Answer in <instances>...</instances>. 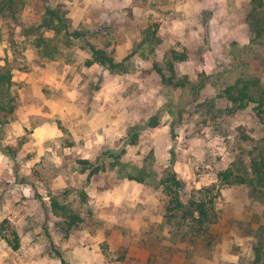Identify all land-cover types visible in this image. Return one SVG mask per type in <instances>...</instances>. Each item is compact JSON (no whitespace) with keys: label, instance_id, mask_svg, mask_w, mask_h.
I'll return each mask as SVG.
<instances>
[{"label":"rangeland","instance_id":"obj_1","mask_svg":"<svg viewBox=\"0 0 264 264\" xmlns=\"http://www.w3.org/2000/svg\"><path fill=\"white\" fill-rule=\"evenodd\" d=\"M250 1L28 0L17 21L0 20V67H13L17 98L0 129V264H141L143 248L147 264H264V188L237 182L252 179L253 161L264 157V114L254 103L233 112L221 94L239 74L264 86ZM91 45L127 71L88 66ZM174 52L185 60L173 62ZM170 62L191 90L165 83L156 68L169 77ZM154 116L159 125L150 127ZM110 151L159 177L172 165L183 200L197 191L216 217L204 230L188 229L180 214L170 219L165 192L120 179ZM100 158L106 170L89 180L79 161ZM54 198L83 220L69 236Z\"/></svg>","mask_w":264,"mask_h":264},{"label":"trees","instance_id":"obj_2","mask_svg":"<svg viewBox=\"0 0 264 264\" xmlns=\"http://www.w3.org/2000/svg\"><path fill=\"white\" fill-rule=\"evenodd\" d=\"M47 2V0H43ZM28 0H0V20L11 19L13 21L18 20V16L24 10ZM250 11L246 16V23L249 25L252 34L254 35L252 42L257 45H264V0H251ZM47 15L52 19V22L58 20L61 26L64 25V19L61 15L60 9H47ZM45 24L48 22L47 18L44 20ZM158 32L156 26L149 31V40L153 44L155 35ZM83 34L79 31L74 33L76 38H80ZM147 42H145L146 44ZM90 52L92 58L87 61L88 66L94 64H100L112 71V73H123L127 71L126 66L123 63H116L115 59L108 56L107 53L96 48L94 45L90 46ZM173 62L184 61V56L179 53H172ZM169 63V71L171 75L166 77L162 69L156 68L163 77L165 83L174 88H181L191 90L192 83L188 77L180 79L176 78L174 63ZM246 74V73H245ZM239 74L232 76L229 83H225L224 88L221 91L222 97L226 98L233 105V112L244 110L251 103L256 104V110L258 115L264 114V86L261 80L257 77L247 76V74ZM245 75V76H244ZM13 67L6 61L4 66L0 67V129L8 125L15 116L17 109V98L13 94ZM197 88L194 87L193 90ZM150 127H157L159 120L156 116L150 118L148 122ZM141 126H135L129 132V142L135 144L141 131ZM174 137V131L172 130V138ZM1 147V144H0ZM123 152L116 153L110 151L108 157L113 158L114 162L111 163V168L116 169L118 177L120 179H128L135 181L146 186L162 189L169 197V204L167 212L170 214V219L178 218L180 214V220L183 222L190 221L186 224V227L190 230H204L209 224H211L213 218L216 217L215 207L211 206L212 201H204L201 198H197V191L193 192L192 197L188 201L183 200L182 191L184 184L178 179L177 174L173 170L172 165L166 171L163 177L159 175L149 167H139L131 163H124L121 161ZM105 158H100L101 164H94L88 160H80L81 172L88 173V179L98 175L100 172L106 170ZM252 179H248L247 176L237 177V182L247 184L250 187L264 188V157L254 160L252 163ZM233 172L224 171L220 173V178L226 181L233 179ZM63 207L55 198L52 203V209L54 214L58 215L62 219L67 220L66 224V236H69L72 230L79 226L83 222L82 218L75 214H68L67 209ZM14 239L10 242V246L15 250H19L21 243L19 235L14 231ZM51 246L57 250L58 255L61 256L58 249L55 247L53 241ZM261 251V250H260Z\"/></svg>","mask_w":264,"mask_h":264},{"label":"crops","instance_id":"obj_3","mask_svg":"<svg viewBox=\"0 0 264 264\" xmlns=\"http://www.w3.org/2000/svg\"><path fill=\"white\" fill-rule=\"evenodd\" d=\"M109 224V223H108ZM112 224V223H111ZM132 224H136V223H127V225H126V228H131V227H135L134 225H132ZM138 225H137V227L136 228H141V227H146V226H148V224L146 223H144V224H142V225H139V223H137ZM146 249H144L143 248V261H142V263L141 264H147V260H148V256L146 255V251H145Z\"/></svg>","mask_w":264,"mask_h":264}]
</instances>
